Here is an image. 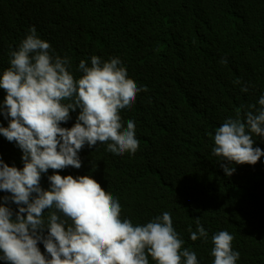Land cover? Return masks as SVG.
<instances>
[{"label": "trees", "instance_id": "16d2710c", "mask_svg": "<svg viewBox=\"0 0 264 264\" xmlns=\"http://www.w3.org/2000/svg\"><path fill=\"white\" fill-rule=\"evenodd\" d=\"M0 120L83 202L25 181L0 264H264V0H0Z\"/></svg>", "mask_w": 264, "mask_h": 264}, {"label": "clouds", "instance_id": "9594fccd", "mask_svg": "<svg viewBox=\"0 0 264 264\" xmlns=\"http://www.w3.org/2000/svg\"><path fill=\"white\" fill-rule=\"evenodd\" d=\"M245 115H251V113L248 112ZM8 132L9 127L0 120V158H2L3 155L5 157V160L3 161L5 167H2V163L0 164V201L14 202L11 200L17 197L21 185L25 181L31 180L29 186L24 189V191L26 194L32 192L39 202L49 204L54 200L55 196L61 198V193L57 190L59 188L62 191V196L67 205L74 208L81 207L83 202L78 201L73 192H68V189L70 188L61 181L65 169H55L46 162L43 154L37 155V142L33 141L29 146L27 141L21 135L10 136L8 135ZM260 138L263 139V143L264 131L260 134ZM8 145H11L15 152L29 158L31 167L29 172L31 174L27 172V176L31 179L27 178L18 170H9L11 156H7L2 151ZM222 229L223 228H218L213 230L211 233L212 237L216 239L217 237L224 235L223 232H220ZM176 241L177 233H174V231L169 232L160 242L161 252L165 256L173 257L179 248Z\"/></svg>", "mask_w": 264, "mask_h": 264}]
</instances>
